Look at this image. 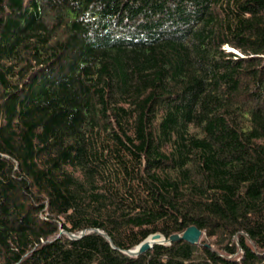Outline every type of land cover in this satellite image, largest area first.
Wrapping results in <instances>:
<instances>
[{
	"label": "trees",
	"instance_id": "1",
	"mask_svg": "<svg viewBox=\"0 0 264 264\" xmlns=\"http://www.w3.org/2000/svg\"><path fill=\"white\" fill-rule=\"evenodd\" d=\"M0 264H264V0H0Z\"/></svg>",
	"mask_w": 264,
	"mask_h": 264
},
{
	"label": "water",
	"instance_id": "2",
	"mask_svg": "<svg viewBox=\"0 0 264 264\" xmlns=\"http://www.w3.org/2000/svg\"><path fill=\"white\" fill-rule=\"evenodd\" d=\"M97 231L105 235L110 240L109 236L105 232H102L100 230H97ZM88 232L89 231L87 230H83L79 234L71 233L69 234V236L71 238H80ZM204 235L205 233L201 229H199L196 225L188 227L186 230H184L181 233H175L171 235L169 238L164 236L162 233H154V234H151L149 237H147L145 240H143L139 245L133 247L132 249L125 250L123 252L129 256L136 257L148 251L149 249H151L155 244L172 245L174 242L181 240V239L186 240L193 244H197L203 240ZM151 237L152 239L163 237L165 240L155 241V240L150 239Z\"/></svg>",
	"mask_w": 264,
	"mask_h": 264
},
{
	"label": "bare ground",
	"instance_id": "3",
	"mask_svg": "<svg viewBox=\"0 0 264 264\" xmlns=\"http://www.w3.org/2000/svg\"><path fill=\"white\" fill-rule=\"evenodd\" d=\"M150 239H152V237ZM152 240H155V241H164L165 239L163 237H161V238L152 239Z\"/></svg>",
	"mask_w": 264,
	"mask_h": 264
},
{
	"label": "rangeland",
	"instance_id": "4",
	"mask_svg": "<svg viewBox=\"0 0 264 264\" xmlns=\"http://www.w3.org/2000/svg\"><path fill=\"white\" fill-rule=\"evenodd\" d=\"M204 237H205V235H204ZM204 237H203V238H204Z\"/></svg>",
	"mask_w": 264,
	"mask_h": 264
}]
</instances>
